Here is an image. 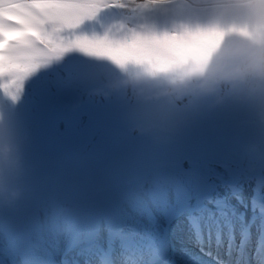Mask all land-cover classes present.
<instances>
[{
    "label": "rangeland",
    "instance_id": "obj_1",
    "mask_svg": "<svg viewBox=\"0 0 264 264\" xmlns=\"http://www.w3.org/2000/svg\"><path fill=\"white\" fill-rule=\"evenodd\" d=\"M68 1L79 7L53 12L55 5L50 4L29 9L13 6L15 8H8L9 12L5 11L13 23L15 16L24 19L28 12L32 13L34 21H26L23 27H13L20 36L3 48L0 55V247H3V233L15 223L26 220L33 231L42 236V240L31 243L30 248L26 239L29 256L37 249L46 255L41 249L61 235L63 227L58 221L67 212L71 222L67 226L64 249H58H62L65 256L70 228L75 221L70 216L77 210L83 242L80 249H72L69 253L72 264L82 248L99 243L96 235L104 234L103 220H110L112 234L122 223L137 228L148 224L158 226L161 234L167 217L179 208L181 197L184 194L191 196L192 209L200 204L196 195L203 188L216 193L218 201L232 199L238 193L239 198L232 202L240 211H244L253 198L261 199L264 204V190H261L264 189V137L256 134L257 124L264 128V105L256 107L248 101L244 112L231 97L218 101L212 95L189 93L177 98L170 91V85L195 59L190 47L186 49V46L174 43L179 37L168 24L173 21L172 25L181 26L183 33L185 28L204 25L206 15L197 14L188 7L194 0L112 2L131 33L138 75L154 91L156 106L179 119L200 120L201 123L189 120L182 127H175L188 133H201V137H196L200 141L197 144L188 138V134L170 129L163 131L159 124L153 126L148 120H142L148 119L150 104L132 71L131 54L126 51L120 55L117 51L116 37L109 29L112 28L109 11L80 5L85 0ZM5 2L11 0H0V4ZM10 4L6 3V6ZM145 5L149 7L145 8ZM99 18L106 22V29L95 22ZM163 42L175 48L186 65L175 59ZM208 52L198 51L196 61ZM91 71L98 77L92 78ZM133 112L137 118L129 117ZM52 122H57L58 126L52 128ZM225 122L241 125H225L235 131L222 133L223 137L238 140L240 144L225 142L216 129H212L209 137L203 135L209 130V124ZM124 127L129 129L128 132ZM139 128L147 131H138ZM168 132L172 136H168ZM154 142L155 147L151 150ZM191 145L201 148L208 145L207 148L214 152L219 150L220 157L202 174L188 179L164 162L171 160L168 158L172 155L171 150L190 151ZM85 152H89V160L84 167L69 166ZM138 162L145 165L143 176H139L141 179L136 176L139 170L132 169ZM150 163L159 164L158 169H149ZM183 166L186 168L187 164ZM257 167L260 173L256 175ZM122 174L135 179L133 182L126 177L123 179L125 186L129 185L126 191L112 187L115 194L109 198L111 208L98 210L110 194L109 182ZM255 187L262 197L254 194ZM102 188L99 196L93 192ZM218 201L203 205L209 210L204 207L207 214L215 212ZM52 213L58 216L54 218ZM192 213L188 211L171 227L168 246L175 254L194 251L201 257L213 259L212 254H209L212 257L203 254L208 253L207 249L205 251L196 244L199 239L194 237L192 227L183 231L176 229L190 216L185 215ZM118 215L121 219L116 221ZM210 222L201 227L204 230L226 228L220 227L217 219ZM218 237L225 238L223 235ZM129 238L126 236V241ZM125 239L119 237L111 243V254L133 261L138 255L136 252L121 253L118 250V241ZM15 262L22 264L18 255L9 261Z\"/></svg>",
    "mask_w": 264,
    "mask_h": 264
},
{
    "label": "bare ground",
    "instance_id": "obj_2",
    "mask_svg": "<svg viewBox=\"0 0 264 264\" xmlns=\"http://www.w3.org/2000/svg\"><path fill=\"white\" fill-rule=\"evenodd\" d=\"M68 2H69L68 0H58V3L60 4H65ZM6 3H11V4L9 6H6ZM50 4H53L51 0H11V2H5V3L0 4V16L11 17L8 15H5L7 14L5 13V11L9 12L8 8H11V7L15 8V7L21 6V7H26L27 9H29L30 7H36V5L48 6ZM80 5L98 7V8H101L102 6L101 3L99 2H93V1H87V0L83 1ZM25 17L26 18L22 19L20 16L19 17L15 16L14 23L13 22L5 23L3 19L0 18V26L5 27V28H0V29L7 30L8 32L10 31L14 32V28L16 26L23 27V25L26 24L25 23L26 21L27 22L34 21V19H32L33 18L32 14L29 12L27 16ZM31 35H32V32H31ZM18 36H20L19 32L16 35L15 39ZM13 41L14 39L10 40L9 43H12ZM135 59H136V56H135ZM91 73H92V76H91L92 78L98 77V75L94 71H91ZM231 100L239 108H241V110L244 112L246 111L245 107L248 101L252 103L253 106H256V107L258 105L259 106L264 105V97H256V98L248 99V100L243 99V98L231 97ZM155 142H154V145L151 146V150H153V148L155 147ZM94 150L97 151L98 149L95 148ZM88 155H89V152H85L84 154L79 155L78 158L72 160L69 163V166L72 165V168H74L75 167L74 164H78L79 166L84 167V164L89 160ZM253 189L252 190L254 194L256 195V192H255L256 187ZM261 190H264V189L261 188ZM257 195H260V197L263 196V194H260V192H258ZM237 198L239 197L238 196L232 197V199H229V200L224 199V202L226 203L225 209L216 210L215 214H212V215L207 214V212L204 213L203 211L199 209L195 210L191 216H189L188 218H185L182 222H180L176 226V229H178V231H183V230H186L188 227H192L193 234H195L194 237L199 239V242L197 240L195 241L196 244H199V247L205 251L207 249L208 253H203V254H207L209 257H211L209 254H212L213 259L211 258L209 259L208 257L207 258L201 257V255L199 254L198 255L200 257H197V255H193L189 253L188 254L187 253L186 254L185 253H178V254L173 253L172 250L168 246L167 239L165 240L163 237V232H164L163 227L161 228V234H159V229H157L158 226L153 227V225L148 224L146 226L137 228V227H133L130 225L125 226L122 223L121 227L114 234H112L110 233L111 230L109 227L110 220L105 219L103 220V225L105 226L104 234L96 235L99 243L96 245L94 244L92 247L88 245V247L82 248V251L78 255L76 261H72V264H153V262L147 259L155 258L157 255H161L162 254L161 245H163V247L167 251V264H216L214 260H218V259L222 261V262L220 261L222 264H225V263L233 264V252L237 245L235 243L237 236L247 231L248 232L251 231L253 233L254 229L255 230L257 228L260 229L262 228L261 226L264 224V221L259 219L260 216L258 214H257V217L254 216V214L256 215L255 211L258 209V207H254V206H258V205H254L252 202H249V205L246 206L247 209H245L244 211H240L235 205H233L235 203L232 202V200L234 199L235 201H237ZM182 201H183V198H181V203ZM173 204L174 203H172V205ZM240 206H244V205H240ZM59 213H61V211ZM56 215L57 213L55 214L52 213V216L54 218H56ZM70 218L73 219V213H72V216H70ZM115 219L116 221H119L121 219V216L118 215L117 218ZM214 219L218 220L217 224L220 225V227L225 226L226 228H220V229L214 228V229L204 230L201 227L202 224L211 223L210 221ZM174 221L175 223L173 222V224H170L168 229H171L172 226L176 225L179 220L178 218H175ZM58 222L63 227V229L60 230L61 235H59V237L54 238L52 241H49L47 245L48 247H42L41 251L46 253V255H43L39 251V249H37L35 251L32 250L31 252L32 256L30 257L28 254V250H27V247L28 248L31 247V242H30L29 245L27 244V247L25 246L23 250V253H24L23 255L24 257L27 258V262L23 263L21 256H18L22 264H60L62 259L65 258L71 252L72 247H73L71 240L73 239L74 233H75L72 228H70V233H69L70 243L68 242L69 246L66 250L65 256L61 251L62 249L58 250L60 247L63 248L65 245L67 226L71 222V220L68 217V213L67 212L63 213V217ZM216 235L217 236L223 235L225 239L222 240V238H219ZM126 236L130 237L129 239H127V241L125 239ZM119 237H122L125 240L118 241L120 243V245L118 246V250L121 253H125L128 251L136 252L135 254H138V255L136 256L135 260L125 261L123 260V256L121 258V256L119 255L114 256L111 254L112 249L110 245L111 243L117 241ZM80 241H81V238H80ZM226 242L229 243L227 247H226ZM257 244L258 242L253 240L251 243V246H256ZM25 245H26V241H25ZM208 246L216 247L219 249L220 252L214 253L213 250L208 248ZM240 250L241 248H239L236 252L238 255H239ZM221 251L230 252L232 256H230L227 259L226 258L224 259L222 257L224 255V252H221ZM250 257L252 259H256L257 254L252 252L250 254ZM105 260H108V262H106ZM9 264H12V263H9ZM14 264H19V263L15 262Z\"/></svg>",
    "mask_w": 264,
    "mask_h": 264
},
{
    "label": "clouds",
    "instance_id": "obj_3",
    "mask_svg": "<svg viewBox=\"0 0 264 264\" xmlns=\"http://www.w3.org/2000/svg\"><path fill=\"white\" fill-rule=\"evenodd\" d=\"M188 7L206 15L203 27L224 31L206 56L185 66L170 91L177 98L191 93L218 101L264 97V0H194Z\"/></svg>",
    "mask_w": 264,
    "mask_h": 264
},
{
    "label": "snow or ice",
    "instance_id": "obj_4",
    "mask_svg": "<svg viewBox=\"0 0 264 264\" xmlns=\"http://www.w3.org/2000/svg\"><path fill=\"white\" fill-rule=\"evenodd\" d=\"M53 5V12L72 11L78 8V5L72 3L59 4L58 0H51ZM223 29L219 27H203L198 26L195 29L185 28L184 33L180 36L178 41L174 43L181 46H189L200 52L210 51L216 46L221 39ZM9 39H15L16 33L9 32ZM27 239L31 243H39L42 236L33 231L32 225L26 220H21L15 223L10 230L3 233V247H0V264H9L16 255L21 254V249L18 246V241ZM162 254L157 260L156 264H167V251L161 245Z\"/></svg>",
    "mask_w": 264,
    "mask_h": 264
},
{
    "label": "flooded vegetation",
    "instance_id": "obj_5",
    "mask_svg": "<svg viewBox=\"0 0 264 264\" xmlns=\"http://www.w3.org/2000/svg\"><path fill=\"white\" fill-rule=\"evenodd\" d=\"M150 106L148 105V110H147V114L148 115V123L156 126V123L161 125L164 122L165 123H170L169 122V116L163 111L162 108H159L156 106L155 101H152L149 103Z\"/></svg>",
    "mask_w": 264,
    "mask_h": 264
},
{
    "label": "water",
    "instance_id": "obj_6",
    "mask_svg": "<svg viewBox=\"0 0 264 264\" xmlns=\"http://www.w3.org/2000/svg\"><path fill=\"white\" fill-rule=\"evenodd\" d=\"M108 4V7L111 11V14L113 15V19H114V22H119L122 26V28H124V25H123V18L119 15L117 9L115 8V4L111 1V0H105ZM121 39V38H120ZM121 41V40H120ZM141 86L145 89V92L147 93L148 97H150V94H151V91L149 88H147L141 81L140 79H138ZM53 126H57V123H53L52 124ZM177 132H180V131H177ZM185 133H188V132H185Z\"/></svg>",
    "mask_w": 264,
    "mask_h": 264
}]
</instances>
